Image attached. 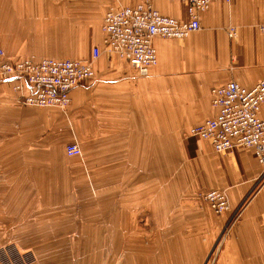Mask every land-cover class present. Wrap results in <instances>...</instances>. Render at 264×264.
I'll return each mask as SVG.
<instances>
[{"label": "crops", "instance_id": "0c3cea01", "mask_svg": "<svg viewBox=\"0 0 264 264\" xmlns=\"http://www.w3.org/2000/svg\"><path fill=\"white\" fill-rule=\"evenodd\" d=\"M135 1L4 0L10 8L3 9L2 19H25L28 4L37 19L65 21V35L75 36L71 25L80 16L101 17L110 4ZM153 4L161 13L186 18L183 2ZM199 20L200 29L182 39L153 38L157 61L146 75L102 53L93 62L94 78L70 92L66 110L45 119L32 118L11 84L0 82V119L12 132L24 128L20 132L31 137L42 123L49 141L51 131L61 127L62 140L76 138L82 148L70 156L87 170L81 177L95 182L93 202L88 198L78 207L70 259L50 253L28 264H264V191L254 189L262 167L253 151L216 152L205 140L183 136L188 127L213 116L212 87L229 80L250 87L264 79L263 36L256 27L264 22V0L216 1ZM229 26L236 30L234 37ZM88 46L82 57H90ZM259 115L264 117V102ZM210 189L225 193L228 210H211L204 200ZM22 213L9 220L0 216V244L39 242L36 228L24 241Z\"/></svg>", "mask_w": 264, "mask_h": 264}, {"label": "rangeland", "instance_id": "374dc122", "mask_svg": "<svg viewBox=\"0 0 264 264\" xmlns=\"http://www.w3.org/2000/svg\"><path fill=\"white\" fill-rule=\"evenodd\" d=\"M117 5L106 6L101 17L96 13H88L86 17L80 16L77 23L71 25L75 30L70 32H73L75 36H69L65 35L67 22L39 20L37 19L38 15L34 12V6L32 14L31 6L28 4L24 5L26 6L25 19L5 21L2 19V14L5 18V10L10 6L4 0H0V47L5 58L13 62L24 59L36 61L42 58H90L82 57L85 53L84 44L87 42L89 45V56L95 46L102 47L100 43L103 42L104 36L102 30L104 14ZM4 8L5 10H3ZM88 8L90 9V7ZM52 17L58 16L54 14ZM47 30L48 36L46 35ZM97 37L100 38V45L98 42L94 44ZM0 82L4 81L0 80ZM9 83L11 84L8 85L9 89L17 96L16 101L21 106H27L23 104V96L28 93V88L25 85L22 88H20L21 85L18 87V80L9 81ZM78 86L79 84L75 87ZM24 89L27 91L23 92ZM68 105L63 109L39 106H27V108L29 109L28 114L32 118L41 120L51 114L50 112L55 111L61 114ZM38 127V133L35 132V135L30 137L31 133L20 132L25 130L24 128H19L18 133L12 132L10 127L0 119V216L3 214L8 217V220L9 218L14 219L15 215H19L18 211H22L21 232L24 241L27 238L29 240L31 236L29 232L35 231V228L37 229L35 238L39 239L37 244H9V241L0 244V264H28L33 261L30 260L33 257L42 261L47 259L50 253L68 255L67 257L70 259L72 252L70 248H76L71 237L76 231L72 226L79 216L78 207L85 204L88 198L92 202L95 199V182L83 180L84 177L81 175L88 173L87 170L82 167L79 158L70 157L66 153V146L69 143L80 145L78 140L76 138L62 140L64 130L61 127H56L57 129L54 128L51 131V138L47 141V128L42 127V123H39ZM190 127L186 129L184 135L183 133L180 135L185 136L186 134V138L192 136L189 133ZM29 129L30 126L27 131ZM25 137L27 140L24 139ZM192 137L201 139L197 135ZM20 139L22 140L20 141ZM60 145L63 146V150ZM97 160L106 169L105 159L99 156ZM98 167V172H102L100 166ZM167 168L170 169L171 166L168 164ZM92 172L94 173V169ZM259 181L254 188L255 191L261 190ZM47 208L50 209L48 213L46 212ZM52 211L53 213H51ZM45 225H49V229H46ZM64 237H67L65 241L62 240ZM46 240H48V244H46ZM216 249L217 245L211 249V253Z\"/></svg>", "mask_w": 264, "mask_h": 264}, {"label": "built area", "instance_id": "2783aa9c", "mask_svg": "<svg viewBox=\"0 0 264 264\" xmlns=\"http://www.w3.org/2000/svg\"><path fill=\"white\" fill-rule=\"evenodd\" d=\"M183 2L186 19L161 13L154 7V0H137L133 5H117L104 14L102 47L95 46L87 59H24L9 61L0 47V80L17 81L25 85L28 93L23 96L27 106L65 108L70 90L81 82L94 78L93 62L102 54L128 62L136 72L146 75L156 64L157 54L153 38L182 39L200 29L199 15L213 2L230 0H168ZM263 34L264 22L257 24ZM229 37L236 30L229 26ZM19 89V88H16ZM264 102V80L246 87L229 80L210 89V103L214 114L190 127L189 133L208 141L216 152H227L234 147L251 149L260 165V189L264 191V117L259 115ZM68 156L80 154L75 143L66 146ZM227 197L222 190L210 189L204 200L215 214L228 210Z\"/></svg>", "mask_w": 264, "mask_h": 264}, {"label": "bare ground", "instance_id": "6f19581e", "mask_svg": "<svg viewBox=\"0 0 264 264\" xmlns=\"http://www.w3.org/2000/svg\"><path fill=\"white\" fill-rule=\"evenodd\" d=\"M124 6H126V5H124ZM261 33V32H260ZM262 34V33H261ZM262 36H263V34H262ZM263 43H264V41H263ZM40 60V59H39ZM123 60V59H122ZM128 63V62H127ZM132 67V66H131ZM133 68V67H132ZM134 69V68H133ZM135 70V69H134ZM136 71V70H135ZM137 74H139L138 72H136ZM139 75H141V74H139ZM258 162V161H257ZM261 167H262V165H261ZM262 169H263V167H262ZM262 173V172H261ZM261 176V175H260ZM260 180V179H259ZM228 201V200H227Z\"/></svg>", "mask_w": 264, "mask_h": 264}]
</instances>
